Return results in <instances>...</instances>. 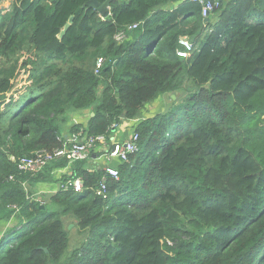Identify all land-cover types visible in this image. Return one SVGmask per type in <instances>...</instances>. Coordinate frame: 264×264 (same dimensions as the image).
<instances>
[{"label":"trees","instance_id":"trees-1","mask_svg":"<svg viewBox=\"0 0 264 264\" xmlns=\"http://www.w3.org/2000/svg\"><path fill=\"white\" fill-rule=\"evenodd\" d=\"M87 1L0 10V264H264V0H221L208 19L192 0H113L106 18ZM168 93L175 104L143 118ZM83 110L93 114L69 124ZM134 119L138 150L117 164L106 198L91 158L59 177L66 158L18 169L82 128L113 134ZM69 178L82 190L37 197L39 183ZM68 214L84 240L66 252Z\"/></svg>","mask_w":264,"mask_h":264},{"label":"built area","instance_id":"built-area-1","mask_svg":"<svg viewBox=\"0 0 264 264\" xmlns=\"http://www.w3.org/2000/svg\"><path fill=\"white\" fill-rule=\"evenodd\" d=\"M201 4L202 16L208 18L211 15L216 13V10L221 6V0H192ZM141 22H134L128 26L129 30H135L139 27ZM128 38L127 32L121 30L115 35V40L122 42ZM181 47L177 50V54L180 57H190L193 44L187 36H182L179 39ZM105 58L99 57L96 61L95 72L99 73L100 69L103 67ZM87 116V114L85 113ZM119 125L113 126L115 131ZM113 131V132H114ZM138 140L139 134L132 130L130 135L124 140H116L113 134H101V135H88L85 133L83 128L73 134L68 138L61 147L55 148L52 151L46 149H38L33 154L29 156H23L19 158L17 164L18 169L21 172L25 173H37L44 170L50 163L60 159L66 158L69 160L66 168H57L54 172L58 175L60 171L68 170L69 166L78 160H85L91 158L96 152H103L104 159L102 160V167L105 169L104 174L102 175L99 185L95 189L97 195H100L104 198L107 197V181L108 178H119V169L118 165H109L108 161H117L118 164L125 162L129 155L138 150ZM105 149V151H103ZM67 173V172H66ZM65 174V173H64ZM60 175V174H59ZM83 179L82 178H69L68 180L56 183V190H50L48 193H56L60 189L68 190L74 189L75 191L82 190L83 188ZM41 192L38 191V195Z\"/></svg>","mask_w":264,"mask_h":264},{"label":"crops","instance_id":"crops-1","mask_svg":"<svg viewBox=\"0 0 264 264\" xmlns=\"http://www.w3.org/2000/svg\"><path fill=\"white\" fill-rule=\"evenodd\" d=\"M177 4L176 3H173V4H170L168 6V8H173L174 6H176ZM165 97V95H163L162 97H159L157 100H155L153 103L151 104H148L147 108L149 109L148 111H151V112H148L146 114H142L143 115V118H146V117H150V116H153L154 114L158 113V112H163L162 110V105H166L164 104V102L162 101V99ZM170 97L171 99H175V95L174 94H170ZM159 109V110H155V109ZM89 110H83V111H80L79 113H76L75 115V121L74 123H81V122H85L88 118V112ZM90 113H92L91 111H89ZM85 113L87 114V116L85 115ZM139 119H134V120H131V121H128V122H125L123 123L122 125H119V127L113 132V135L115 136L116 140L120 139V140H124L126 139L130 133L132 132L133 130V127L135 126V123L138 122ZM129 125V127H128ZM105 151V149L103 150ZM103 152H96L93 154V156L91 157V160H89V162H92L90 164L92 165H97V166H102V160L104 159V156L102 155ZM113 163L116 165L118 164L117 161H113ZM68 172V170H64V172H62L63 174ZM60 175L58 174V177ZM38 191L41 192L40 193V196H42L43 194L46 196V195H49V198L52 194L54 193H48V191L50 190H56L57 186L56 184H49V183H39L38 184ZM3 224H5L3 222ZM3 227V225H2ZM2 227L0 228V235H1V229Z\"/></svg>","mask_w":264,"mask_h":264},{"label":"rangeland","instance_id":"rangeland-1","mask_svg":"<svg viewBox=\"0 0 264 264\" xmlns=\"http://www.w3.org/2000/svg\"><path fill=\"white\" fill-rule=\"evenodd\" d=\"M13 2H14V0H0V10H3V12H6V9L10 8V6L12 5ZM22 61H23V56L21 57V64H22ZM21 64H18V66L21 65ZM5 65L6 64L5 63L3 64V62L0 63V66H2V67L5 66ZM28 66L29 67L30 66L33 67L34 64L33 63H29ZM191 84H192L191 81H188V80L185 81L184 89L187 90V92L192 90L193 84L192 85ZM178 94L179 95H183L181 93V91L178 92ZM162 101L164 102V104H166V105H162V109H163L162 111L168 110V108L171 107V105L175 104V103H172V100H171V97H170V93L166 94L165 97L162 99ZM148 110L149 109L146 108V110H144L143 113L146 114ZM155 110H159V109L156 108ZM148 112H151V111H148ZM87 114H88V117H89L90 113L87 112ZM75 116H77V115H73L72 116L69 124H73L74 123ZM128 127H129V125H128ZM108 162H109L108 163L109 165H115L113 163V160L112 161H108ZM89 163H92V162H89ZM58 174H60V176L63 175L62 171H60ZM37 197L43 202H48L49 201V195L45 196L43 194L42 196L37 195ZM64 222H65V227L69 231V243H68V246H67V249H66V252H69V251H72L74 248L80 246L81 242L84 240V235L80 232V230H79V228L77 226V221H76L75 217L72 214L65 215L64 216Z\"/></svg>","mask_w":264,"mask_h":264},{"label":"water","instance_id":"water-1","mask_svg":"<svg viewBox=\"0 0 264 264\" xmlns=\"http://www.w3.org/2000/svg\"><path fill=\"white\" fill-rule=\"evenodd\" d=\"M112 1L113 0H105L104 2H100L99 0H88L85 3V5L92 7V8H95L100 13V16L102 18H106L111 14L110 4ZM73 21H74V15H71L68 22L65 24L64 28L62 29V31L58 35L60 39L63 38V36L67 32L68 28L73 23ZM122 117H125V115L123 114Z\"/></svg>","mask_w":264,"mask_h":264}]
</instances>
